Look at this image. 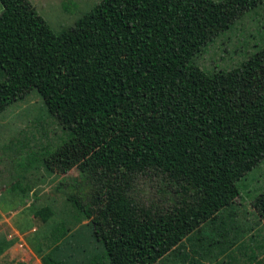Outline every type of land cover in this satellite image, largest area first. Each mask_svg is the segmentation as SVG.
I'll list each match as a JSON object with an SVG mask.
<instances>
[{
	"label": "trees",
	"instance_id": "obj_1",
	"mask_svg": "<svg viewBox=\"0 0 264 264\" xmlns=\"http://www.w3.org/2000/svg\"><path fill=\"white\" fill-rule=\"evenodd\" d=\"M262 1L100 0L54 33L29 0H0V115L36 90L62 126L92 116L67 135L92 148L77 167L90 204L65 200L107 264H201L176 249L232 207L238 182L264 159V47L229 70L194 62ZM184 130L157 165L176 195L168 208L146 210L118 192L92 213L104 167L130 172ZM251 207L264 222V190ZM44 263L62 264L51 254Z\"/></svg>",
	"mask_w": 264,
	"mask_h": 264
},
{
	"label": "rangeland",
	"instance_id": "obj_2",
	"mask_svg": "<svg viewBox=\"0 0 264 264\" xmlns=\"http://www.w3.org/2000/svg\"><path fill=\"white\" fill-rule=\"evenodd\" d=\"M29 1L50 29L58 33L72 27L100 0ZM261 47H264V0L215 38L194 62L209 71L229 70ZM2 80L0 71V82ZM91 119L90 115H73L62 126L49 115L36 90L0 115V203L13 205L14 202L26 207L24 212L35 211L31 217L36 227L34 246L43 248V254L53 251L57 244L59 249L69 247L70 261H65L67 256L62 257L66 264H73L72 260L76 263L80 258L84 259V264H107L102 245L84 234L89 230V221H72L76 213L65 200L68 195L77 197L85 206L90 204L92 190L77 167L92 148L75 137L67 139V135L75 133ZM189 136L188 130L182 131L130 172L119 167H104L108 179L99 190V197L93 200L91 208L89 206L92 213L118 192L126 193L146 210L161 212L168 208L176 195L157 165ZM63 143L68 146L55 154ZM238 187L240 195L232 207L219 213L217 221L205 224L183 240L176 250L180 249L189 259L193 257L201 264H264V222L251 207L254 197L264 190V159L238 182ZM7 233V229L0 226V250L3 251L8 243ZM165 264L183 263L176 259Z\"/></svg>",
	"mask_w": 264,
	"mask_h": 264
},
{
	"label": "crops",
	"instance_id": "obj_3",
	"mask_svg": "<svg viewBox=\"0 0 264 264\" xmlns=\"http://www.w3.org/2000/svg\"><path fill=\"white\" fill-rule=\"evenodd\" d=\"M7 204L0 203V226H3L8 232L6 236L8 243H6L5 250L0 254V264H45L44 256L46 254H51L57 262L62 264L70 261L69 258L72 257L68 254L69 247L59 249V244H57L54 246L53 251L43 254V248L34 246L35 239L33 238L35 237L36 227L31 217H33V212L35 211L27 213L24 212L26 207L17 206L14 202L13 205ZM32 207H30L31 210ZM8 213H11V215ZM6 215L8 216L7 218ZM9 236H13V238L9 240ZM63 256H67L66 262L62 260ZM72 262L73 264H84V259L80 258L78 262L74 263L73 260Z\"/></svg>",
	"mask_w": 264,
	"mask_h": 264
}]
</instances>
